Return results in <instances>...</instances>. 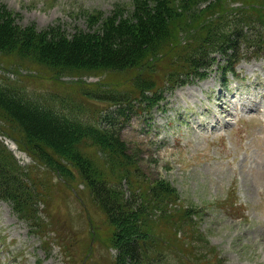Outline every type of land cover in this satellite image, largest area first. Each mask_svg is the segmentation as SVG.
<instances>
[{"label":"rangeland","instance_id":"374dc122","mask_svg":"<svg viewBox=\"0 0 264 264\" xmlns=\"http://www.w3.org/2000/svg\"><path fill=\"white\" fill-rule=\"evenodd\" d=\"M132 1L0 0V7L12 12L22 29L56 28L70 35L93 33L108 21L131 17ZM202 1L199 8L209 4ZM228 4L237 10L248 7L244 0ZM34 65L20 52L0 51V84L42 101L69 99L89 111L106 105L93 98L87 102L84 93L119 85L113 72L52 77L47 66ZM236 70L224 82L216 65L206 79L165 93L158 107L133 116L121 132L141 172L174 190L163 207L169 213L157 210L147 219L163 264H264V52L243 59ZM0 145L4 159L28 173L38 194L36 199L27 177L32 198L20 211L0 201V264H112L117 249L106 241L107 222L89 191L76 179L69 180L73 188L40 165L20 129L1 111ZM83 149L104 160L102 153ZM42 176L50 177L53 188L35 178ZM198 210L199 219H190ZM183 212L194 233L179 231Z\"/></svg>","mask_w":264,"mask_h":264},{"label":"trees","instance_id":"16d2710c","mask_svg":"<svg viewBox=\"0 0 264 264\" xmlns=\"http://www.w3.org/2000/svg\"><path fill=\"white\" fill-rule=\"evenodd\" d=\"M176 1L133 0L131 17L108 21L93 33L70 35L56 28L22 29L13 13L0 7L2 53L20 52L35 65L47 66L42 67L52 77L95 72L120 77L112 89L83 94L87 102L106 105L100 111L69 99L42 101L0 84V111L20 129L32 156L68 185L74 188L69 180L76 179L89 191L107 222L106 241L117 249L112 264H163L147 219L157 210L169 213L163 207L174 193L167 181L141 172L122 139L123 128L133 116L151 113L165 93L206 79L216 65L226 82L229 74L237 75L243 59L264 52L263 1L244 0L248 7L240 10L231 9L228 0H203L209 3L204 8H199L200 0ZM84 146L102 153L104 160ZM3 153L0 145V201H10L20 211L32 198L26 183L30 177ZM35 178L53 188L49 176ZM200 213L189 217L198 220ZM181 217L182 235L194 233L185 212Z\"/></svg>","mask_w":264,"mask_h":264}]
</instances>
